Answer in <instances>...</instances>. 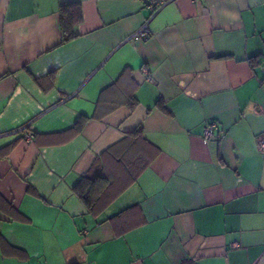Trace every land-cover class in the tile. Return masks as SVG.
Instances as JSON below:
<instances>
[{"label":"crops","instance_id":"crops-1","mask_svg":"<svg viewBox=\"0 0 264 264\" xmlns=\"http://www.w3.org/2000/svg\"><path fill=\"white\" fill-rule=\"evenodd\" d=\"M160 1L0 0V264H264V0Z\"/></svg>","mask_w":264,"mask_h":264},{"label":"trees","instance_id":"trees-1","mask_svg":"<svg viewBox=\"0 0 264 264\" xmlns=\"http://www.w3.org/2000/svg\"><path fill=\"white\" fill-rule=\"evenodd\" d=\"M59 17L62 33V42L69 41L77 36L76 26L82 21V12L79 3L71 2L67 4H62L59 6ZM126 103L129 109H133L137 105V99L134 96L132 91H129L126 95ZM116 105H112V108ZM83 120L79 119L75 124L74 128L76 131H79L82 126ZM136 132H140V129H137ZM107 177H105L102 172H98L94 176L84 175L77 184L73 187V191L78 194L84 204L89 210H95L98 207H101L103 204L102 195L97 194L96 190L99 189V183H106ZM107 182H109L107 180ZM122 188H119L120 191ZM101 190V188H100Z\"/></svg>","mask_w":264,"mask_h":264},{"label":"built area","instance_id":"built-area-1","mask_svg":"<svg viewBox=\"0 0 264 264\" xmlns=\"http://www.w3.org/2000/svg\"><path fill=\"white\" fill-rule=\"evenodd\" d=\"M196 1V0H194ZM165 3V1H160V0H148V6L151 8L152 11H157L163 4ZM149 36V29L147 24H143L136 32H134L133 34H131L128 38V40H132V41H137V40H142V39H146ZM260 70L262 72V74H264V64L260 65ZM148 80H151V77H148ZM215 126V123L213 121L207 123L204 126V130H203V139L207 140L209 139L211 136H213V128ZM29 136V135H27ZM258 149L260 152L264 153V136H262V138H260L259 142H258Z\"/></svg>","mask_w":264,"mask_h":264}]
</instances>
